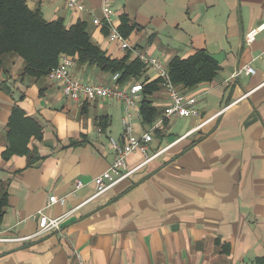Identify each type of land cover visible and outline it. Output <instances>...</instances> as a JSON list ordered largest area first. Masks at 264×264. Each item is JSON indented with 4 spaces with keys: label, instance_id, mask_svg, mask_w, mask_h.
Masks as SVG:
<instances>
[{
    "label": "crops",
    "instance_id": "obj_1",
    "mask_svg": "<svg viewBox=\"0 0 264 264\" xmlns=\"http://www.w3.org/2000/svg\"><path fill=\"white\" fill-rule=\"evenodd\" d=\"M26 1L31 9L60 2L63 13L51 21L63 19L68 27L85 22L112 59H135L94 25L102 0H83L85 13L66 9L63 0ZM112 2L115 25L120 29L126 16L135 28L126 38L133 49L166 68L173 58L204 50L220 72L213 82L185 91L197 100V117L166 121L146 157L135 152L127 158L128 168L138 170L91 199L94 179L114 162L111 139L124 144V103L75 102L48 78L22 80L23 60L6 56L0 65V190L6 186L8 196L0 264H257L264 260V32L252 45L245 35L264 24V0ZM247 65L255 75L234 79ZM72 72L83 83L112 85L113 75L94 67L76 62ZM143 78L158 77L148 69ZM142 99L133 109L137 139L169 105L159 85L149 96L159 116L146 126ZM15 108L40 124L42 137L30 140L27 154L5 158ZM77 181L84 187L71 195ZM51 196L68 197L66 205L48 207ZM40 210L51 218L67 215L60 231L38 235L31 216Z\"/></svg>",
    "mask_w": 264,
    "mask_h": 264
},
{
    "label": "trees",
    "instance_id": "obj_2",
    "mask_svg": "<svg viewBox=\"0 0 264 264\" xmlns=\"http://www.w3.org/2000/svg\"><path fill=\"white\" fill-rule=\"evenodd\" d=\"M121 20L120 31L128 38L135 28L130 27L126 16H122ZM62 55L71 56L77 64L94 67L103 73L119 74V86L140 82L143 86L140 104L143 124L151 126L155 122L159 113L152 106L149 96L162 85V80L157 78L149 82V79L143 78L148 68L142 62L138 59L131 60L128 54L119 60L112 59L93 41L85 22L78 21L68 27L63 19L46 20L40 7L31 9L26 0H0V65L6 56L21 58L22 80L40 81L48 78L50 71L58 66ZM168 70L174 86L185 93L201 84L213 82L220 67L213 57L202 50L187 59L173 58ZM108 127V121L101 124L103 132ZM8 129L9 146L5 158L27 154L30 140H40L42 137L40 124L25 116L19 108L13 110ZM161 130L155 134H160ZM7 196L6 186L3 185L0 190V225ZM257 264H264V260Z\"/></svg>",
    "mask_w": 264,
    "mask_h": 264
},
{
    "label": "built area",
    "instance_id": "obj_3",
    "mask_svg": "<svg viewBox=\"0 0 264 264\" xmlns=\"http://www.w3.org/2000/svg\"><path fill=\"white\" fill-rule=\"evenodd\" d=\"M63 3L69 10L78 13H85L88 10L83 0H63ZM101 11V18L94 17V25L108 31L110 43L120 45L122 51L131 53L135 59H138L149 70H153L154 73H156L157 77L162 80V84L169 94V105L166 107L162 117L154 123L151 129L143 134L141 138L137 139L134 135L133 109L136 103H139L141 100L143 92L142 84L138 83L132 85L129 89L122 88L118 84L120 79L119 74L113 75L111 86L83 83L76 79L72 72L76 66L75 58L67 55H62L60 57L58 66L50 71L48 79L53 83L60 84L61 92L65 97L75 102H93L96 100L114 99L125 105V115L122 121L124 128V144L120 145L118 142L111 139V146L115 153L114 162L107 171L94 179L95 194L91 199L105 194L123 180L131 177L138 170L139 167L136 169L128 168L127 158L135 152H140L146 157L148 145L153 141V135L156 131L163 128L166 121L172 119H186L199 115L195 107L197 102L196 98L180 92L174 86L168 68H166L160 60L152 58L147 52L133 49L130 46L120 29L114 23L117 13L114 10L112 0H102ZM262 32H264V24L249 31L245 35L246 44L252 45ZM255 73V69L251 65H247L238 69L233 75V78L238 79L242 76H253ZM99 133H101V130H99ZM83 187L84 184L81 181H77L71 195H75ZM67 198L68 197L51 196L47 206H65ZM66 216L67 215L51 218L44 213V210H40L31 216V220L38 222V235H43L60 231ZM28 239H30V237L20 240L23 241Z\"/></svg>",
    "mask_w": 264,
    "mask_h": 264
},
{
    "label": "rangeland",
    "instance_id": "obj_4",
    "mask_svg": "<svg viewBox=\"0 0 264 264\" xmlns=\"http://www.w3.org/2000/svg\"><path fill=\"white\" fill-rule=\"evenodd\" d=\"M42 12H43V16L46 20L51 21L54 17L60 16L63 13V6L60 2H47L45 4H43L42 6ZM66 9H68L66 7ZM119 122H116V128H119L121 126V118L119 117ZM182 121H177L176 124L179 125H183L180 124Z\"/></svg>",
    "mask_w": 264,
    "mask_h": 264
}]
</instances>
